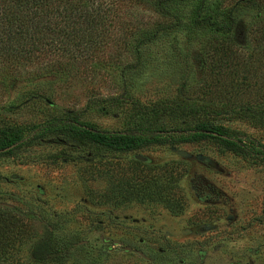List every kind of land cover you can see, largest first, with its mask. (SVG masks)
I'll list each match as a JSON object with an SVG mask.
<instances>
[{
  "label": "rangeland",
  "instance_id": "rangeland-1",
  "mask_svg": "<svg viewBox=\"0 0 264 264\" xmlns=\"http://www.w3.org/2000/svg\"><path fill=\"white\" fill-rule=\"evenodd\" d=\"M212 1L205 13L218 10V21L224 22L236 0ZM126 7L121 8L124 12H115L121 22H113L110 28L120 38H115L108 51L111 61L120 58V66L133 61L129 43L135 34L174 21L159 17L149 7ZM181 11L183 23L192 11L185 7ZM259 12V6H253L237 15L234 34L240 44L239 63L244 72L260 78L256 88L240 93L233 107L260 105L264 109V38L253 25ZM220 39L209 31L194 33L180 26L142 49L143 65L135 74L121 77L110 70L96 74L93 81L77 80L69 88L48 78L10 83L8 92L0 90V128H31L75 115L79 122L99 130L124 131L154 122L148 126L171 133L162 145L130 153L50 135L25 140L11 154L1 155L0 207L8 204L20 214L26 235L10 247V256L0 264H36L37 242L48 237V230L50 246H87L97 264H264V126L170 112L182 105L205 104L199 101L201 92L214 83L203 71L201 50ZM110 97L122 100L101 102ZM11 104L12 109H4ZM135 106L154 108L155 115L141 122ZM101 107L106 111L101 112ZM202 122L225 130L231 141L240 140L244 148L233 151L212 138L179 142L187 136L179 131ZM30 130L28 136L35 133ZM178 151L188 158L180 157ZM136 156L144 157L146 162H138L150 166L175 167L174 163L184 162L185 174L179 182L184 195L181 212L172 214L159 202L124 204L127 181L157 174L135 167ZM113 241L119 245L113 246ZM137 252L155 260L148 257L145 261ZM73 260L65 264H74Z\"/></svg>",
  "mask_w": 264,
  "mask_h": 264
},
{
  "label": "trees",
  "instance_id": "trees-1",
  "mask_svg": "<svg viewBox=\"0 0 264 264\" xmlns=\"http://www.w3.org/2000/svg\"><path fill=\"white\" fill-rule=\"evenodd\" d=\"M212 2L214 1L0 0V90L8 92L11 89L10 83H32L48 78H53V81L62 88H69L77 80L93 81L96 74L103 71L109 74L110 70L111 74L121 77L135 74L143 65L142 49L163 33L183 26L189 30L194 29V33L209 31L213 36L217 35L223 39L215 40L213 45L201 50L203 71L212 77L214 83L201 92L202 97L199 101L205 104L186 103L188 106L174 107L170 112L176 115L246 120L264 126V109L260 105L233 107L240 93L248 88H256L260 78L253 72H244L239 63L240 44L236 43L234 34L238 26L237 15L240 10L259 6L260 12L256 15L253 25L259 30L261 38H264V0H236L227 10L224 22L218 21L220 19L218 10L205 13L211 8ZM128 5L149 7L159 17L174 21L170 25L157 24L152 30H142L135 34L129 43L133 61L120 66V58L111 61L112 53L108 49L112 48L111 43L118 37L111 31L113 22H121V19H117L116 13L124 12L121 8L126 10ZM182 7L190 8L192 11L187 21L183 23L179 17L183 14ZM233 37L234 40H230ZM227 38L228 41L225 40ZM255 43L258 44L257 40ZM261 52L264 53V49ZM123 88L126 90L125 85ZM37 95L41 96V93ZM121 100L119 97H110L101 99V102L119 103ZM190 100L197 102L198 99ZM12 108V104L4 107L7 110ZM133 108L137 113L136 118L141 122L155 115L154 108L143 109L139 106ZM100 110L106 111L102 107ZM153 124L155 123L148 122L145 126L124 131H106L79 122L75 115H68L65 119H51L31 128L3 126L0 128V156L11 154L25 140L42 139L50 135L69 136L74 140L87 141L111 152H135L149 145H162L170 138L171 133H165L163 127L155 129L148 126ZM30 129L35 131L32 136H28ZM179 132L187 134L186 137L179 139V142L212 138L224 143L233 151H241L244 148L240 145V140L237 143L231 141L225 130L208 122ZM133 163L141 170L146 169L150 173L157 171V174L146 173V177H138L134 183L127 181L124 204L159 202L172 214L181 212L184 195L179 182L185 174L184 162L174 163L175 167L167 164L150 166L138 161ZM173 186L176 188L175 193L172 192ZM20 217L15 209L0 207V261L7 260L10 256V247L26 235ZM47 233L48 237H45L42 243L37 242L34 263L51 261L65 264L72 258L74 264H97L98 259L87 246L73 247L72 243H58L60 248L56 245L50 246L51 232L48 230ZM148 257L155 260L151 256Z\"/></svg>",
  "mask_w": 264,
  "mask_h": 264
},
{
  "label": "water",
  "instance_id": "water-1",
  "mask_svg": "<svg viewBox=\"0 0 264 264\" xmlns=\"http://www.w3.org/2000/svg\"><path fill=\"white\" fill-rule=\"evenodd\" d=\"M213 135H217V134H214V133H213ZM177 153H178V155H179L180 157L188 158V154L185 153V152H183V151H178ZM136 160H137V161H140V162H146V159H145L144 157H140V156H136ZM14 178H15V177H14ZM1 206H2V207H6V208H11L10 205H8V204H4V203L1 204ZM108 241H109L108 239H105V242H108ZM112 245H113V246L119 245V242H117V241H113V242H112ZM124 251H126V252H130L131 249H129V248H124ZM137 254H138L143 260H145V261H149L148 257L145 256L144 253H142V252H137Z\"/></svg>",
  "mask_w": 264,
  "mask_h": 264
},
{
  "label": "flooded vegetation",
  "instance_id": "flooded-vegetation-1",
  "mask_svg": "<svg viewBox=\"0 0 264 264\" xmlns=\"http://www.w3.org/2000/svg\"><path fill=\"white\" fill-rule=\"evenodd\" d=\"M184 262L183 261H180L179 264H183Z\"/></svg>",
  "mask_w": 264,
  "mask_h": 264
}]
</instances>
